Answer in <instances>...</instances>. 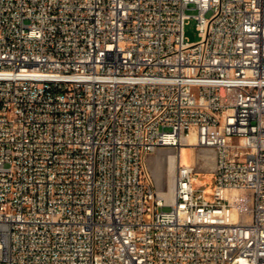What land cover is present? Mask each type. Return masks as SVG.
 Wrapping results in <instances>:
<instances>
[{
  "label": "built area",
  "instance_id": "built-area-1",
  "mask_svg": "<svg viewBox=\"0 0 264 264\" xmlns=\"http://www.w3.org/2000/svg\"><path fill=\"white\" fill-rule=\"evenodd\" d=\"M0 264H264V0H0Z\"/></svg>",
  "mask_w": 264,
  "mask_h": 264
},
{
  "label": "rangeland",
  "instance_id": "rangeland-1",
  "mask_svg": "<svg viewBox=\"0 0 264 264\" xmlns=\"http://www.w3.org/2000/svg\"><path fill=\"white\" fill-rule=\"evenodd\" d=\"M186 12L190 15L195 14V10L187 9ZM185 36L189 39V41H196L198 39V31L196 28V20L193 17H190L185 25ZM168 152H177L173 149H165L159 150L153 154H151L147 159V170L152 178L155 179L159 191L166 190L167 188V179L165 175L166 169V155ZM196 152H199V159H203V165H206V172H197L195 174V180L193 181V185L197 189H204L208 195H211L214 187V174L212 172H208L211 168L212 161L207 162L206 154L210 153V147H200ZM205 154V155H204ZM193 157V156H192ZM191 159V150L190 148H182L180 152V160L181 163H188ZM142 183L146 185L144 179H142ZM249 202V201H248ZM165 209H168L166 207Z\"/></svg>",
  "mask_w": 264,
  "mask_h": 264
},
{
  "label": "bare ground",
  "instance_id": "bare-ground-1",
  "mask_svg": "<svg viewBox=\"0 0 264 264\" xmlns=\"http://www.w3.org/2000/svg\"><path fill=\"white\" fill-rule=\"evenodd\" d=\"M200 147H210V145L206 144H198ZM186 148V147H181ZM177 152H168L166 155V169H165V175L167 179V188L166 190H160L159 193H156V201H165V198L172 195V189L174 184V179H177L178 177V168L176 166V159L178 157V150ZM199 152L193 153V158L199 159ZM205 155V154H204ZM204 157H206L207 162L212 161V154H206Z\"/></svg>",
  "mask_w": 264,
  "mask_h": 264
}]
</instances>
